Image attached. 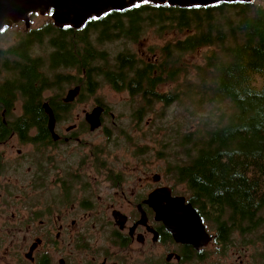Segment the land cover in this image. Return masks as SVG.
Segmentation results:
<instances>
[{"label":"flooded vegetation","instance_id":"1","mask_svg":"<svg viewBox=\"0 0 264 264\" xmlns=\"http://www.w3.org/2000/svg\"><path fill=\"white\" fill-rule=\"evenodd\" d=\"M36 57L29 52L22 67ZM82 86L45 90L41 112H26L19 96L10 109L0 103V264H264V211L248 221L230 208L202 210V195L177 181L174 164L156 167L153 146L139 145L143 118L112 112L91 96L100 86L91 95ZM96 107L99 125L91 129L87 116ZM20 117L35 121L10 127ZM171 202L193 240L175 239L160 218Z\"/></svg>","mask_w":264,"mask_h":264},{"label":"trees","instance_id":"2","mask_svg":"<svg viewBox=\"0 0 264 264\" xmlns=\"http://www.w3.org/2000/svg\"><path fill=\"white\" fill-rule=\"evenodd\" d=\"M148 29L179 37L153 47L152 58L143 59L126 44L140 41ZM24 33L15 46L0 51L11 75L0 86V103L10 109L19 96L26 112H41L45 90L82 83L81 94L91 95L105 83L139 98L133 110L138 120L152 113L155 103L177 104L190 113V122L196 119L195 131L180 137V149L170 135L156 141L161 154H178L172 165L177 181L190 194L202 195V210L220 214L230 208L248 221L264 211V0L187 9L143 2L92 18L78 30L55 27L49 18L45 27L30 26ZM46 38L51 77L39 57L22 67L33 46ZM116 41L123 49L110 57L103 46ZM197 54L199 63L187 59ZM34 121L11 118L10 127Z\"/></svg>","mask_w":264,"mask_h":264},{"label":"rangeland","instance_id":"3","mask_svg":"<svg viewBox=\"0 0 264 264\" xmlns=\"http://www.w3.org/2000/svg\"><path fill=\"white\" fill-rule=\"evenodd\" d=\"M49 18L50 14H44L43 16L34 14V16L30 18V26L35 30L45 27L48 24ZM25 29L24 24L20 23L19 26L11 27L2 31L0 33V51H5L9 47L15 46L19 37L24 36ZM174 37L179 36H176L175 33L172 32H168L160 36L154 32V29H148L140 41L133 44H126V46L141 58L150 59L152 58V53L149 51L150 49L153 50V47L162 46L166 42L173 40ZM94 39L95 38H93V42ZM48 43L49 38H46L43 40L42 45L36 44L31 50V54L33 56L39 57L46 64L48 63L49 56L52 52V48ZM103 48L108 50L110 57H112L116 55L120 49H123V46L120 41H116L104 44ZM187 59H191V63L200 62L199 54H197L195 58L193 56H189ZM2 61L3 60H0V79L11 78L10 72L4 68ZM46 74L51 77L54 73L52 74V71H49L46 72ZM72 86L73 84L69 85L62 83L60 86H55L56 90L51 93H62ZM170 87L171 85L165 86L163 88H159V90L166 91ZM48 94H50V92H47L46 96H48ZM91 96L95 99L104 101L112 109V112L133 113V110H135L138 106V102L140 101L138 97H134L132 99L128 97V99L126 97L128 96V93L125 92L115 93L105 83H101L99 90L94 92ZM189 115V112L186 110L184 111V108L178 107L177 104L164 107L162 104L155 103V110L144 117L142 127L145 130L141 135H139L138 143H140L141 140H145L144 142H148L146 144H151L153 146V159L156 167H162L163 163L166 166V162L175 165L179 162V157H177L178 154H176V152H174V154L166 153L162 156L164 157V160L159 159L157 155L161 153V150L157 147L156 141L159 140L160 137L163 138L164 135H170L172 137L171 144L180 149V137L184 135V133L195 131L196 129V119H193L190 122ZM146 122L149 126L145 125ZM176 134L179 136H176ZM149 137H151V141ZM139 145H145V143H140Z\"/></svg>","mask_w":264,"mask_h":264},{"label":"water","instance_id":"4","mask_svg":"<svg viewBox=\"0 0 264 264\" xmlns=\"http://www.w3.org/2000/svg\"><path fill=\"white\" fill-rule=\"evenodd\" d=\"M143 2L187 9L192 7H208L218 3H251L253 0H0V31L4 27L11 28L13 25L19 23H23L25 28L28 29L30 27V14H39L42 16L44 14H50V18L55 27H71L78 30L92 18H100L112 11L122 12L135 4ZM77 93V87L69 90L66 95V100L71 101L72 97L76 96ZM43 108L50 115L51 109L47 103L43 104ZM101 111L102 109L100 107H96L87 116V122L91 129L98 127ZM51 117L49 116V128L52 126ZM187 207L190 213L195 214L190 205ZM181 216L185 217V213L180 209L179 205L171 202L169 204V210L165 215L161 214L160 218L167 220V222L169 221V224H166L170 227L169 229L174 234L175 239L184 240V237L189 236V240H193L194 235L192 234L191 237L190 235L187 236L181 228ZM196 218L197 230L205 234L200 218ZM190 230L194 233L193 229Z\"/></svg>","mask_w":264,"mask_h":264}]
</instances>
